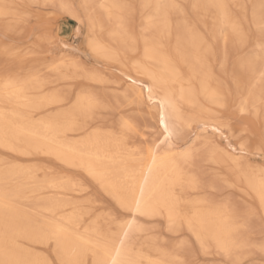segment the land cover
<instances>
[{"label":"bare ground","instance_id":"bare-ground-1","mask_svg":"<svg viewBox=\"0 0 264 264\" xmlns=\"http://www.w3.org/2000/svg\"><path fill=\"white\" fill-rule=\"evenodd\" d=\"M139 1L0 0V264H264V0Z\"/></svg>","mask_w":264,"mask_h":264},{"label":"rangeland","instance_id":"rangeland-1","mask_svg":"<svg viewBox=\"0 0 264 264\" xmlns=\"http://www.w3.org/2000/svg\"><path fill=\"white\" fill-rule=\"evenodd\" d=\"M77 1H79V0H73L75 5H77V3H78ZM127 1L129 2L130 6L132 7V12L128 17V26H127L128 31L136 33L137 36L138 35L141 36L144 33V30H142V19H143V16L149 12V9L143 8L141 6V3L139 0H126V2ZM246 3L248 4V8H250V2L247 1ZM184 6H185V10H186L187 14L192 17L188 2H184ZM30 11L32 13H35V11L38 12V13H35V14H37L38 17H36V18L31 17L29 19V21L27 23V30H30V31L28 33V36L24 37L23 38L24 40L22 39L23 42H25V41L27 42L33 34H38L42 31H47L50 34H55V31H56L57 25H58L59 26L58 34H63V33L66 34L65 38H67L68 41L70 43H72L73 45L81 46L83 44L85 27H81V30L78 34L74 33V31L72 30L73 29L72 26L70 27V29H67L65 27L63 28V26H64L63 24H66L68 22V18L65 15L61 14L59 11H57L56 8H54L53 6L31 4L30 5ZM248 15H250V12ZM192 19H195V18L192 17ZM248 24L249 25L247 27L248 28L247 33L249 35V39L254 42V40L258 38V32L257 31L259 29V26L252 23L251 19H249ZM198 28L200 30H202L203 32H206L205 28L202 27L201 25H198ZM6 40L7 41L10 40V38L9 39L7 38ZM247 47L248 46L244 47V50L242 48L243 53H245L247 51ZM261 47H264V43L261 44ZM217 50H219V49H217ZM239 51H241V49ZM217 53H219V51H217ZM235 53L236 52L229 54V57L226 60L227 68H230L231 65L233 64ZM237 127L240 128L241 124H238ZM185 145H187V142L182 141V142H180L179 147H183ZM15 162H17V161H15ZM107 209L111 210L110 207ZM118 216H120V215L118 214ZM120 218H123V216H120ZM159 238H160V236H159V234H157L156 239L158 240ZM211 261L212 260H201V258L199 257V264H202V263L203 264H206V263L210 264ZM216 263H218V262H216Z\"/></svg>","mask_w":264,"mask_h":264},{"label":"snow or ice","instance_id":"snow-or-ice-1","mask_svg":"<svg viewBox=\"0 0 264 264\" xmlns=\"http://www.w3.org/2000/svg\"><path fill=\"white\" fill-rule=\"evenodd\" d=\"M132 84L135 85L136 81L132 80ZM141 88H143V85H141ZM148 92H149V100H151L152 98V87L149 86L148 88ZM142 96V93H141ZM160 124L163 127V133H160L159 135H163L164 136V140L161 141V144H166L169 142V140L173 137L179 134V130L175 127H172L169 125L168 120L166 118V116L163 114V112L160 115ZM212 131L214 133H219L224 139H231L230 137L225 135V131H226V126L221 124V125H216L213 127ZM159 135L157 138H159ZM243 137H241L242 139ZM244 145H241V150H243ZM261 149L262 151H264V136H262V140H261ZM232 151L234 152L235 149H232ZM136 211H141L140 208V204L139 202H137V206H136ZM45 239L50 243H54L56 244L57 248V256L59 257V235L57 232L53 231L51 233H48L45 237ZM261 252H264V246L261 247ZM117 255H119V250H117ZM45 264H66V262L62 259V258H58V259H53L50 261H45ZM75 264H85L84 261H76ZM112 264H118L116 259H113ZM120 264H124V262H120ZM230 264H240V262L238 260H234L231 261ZM247 264H252V262H247Z\"/></svg>","mask_w":264,"mask_h":264}]
</instances>
